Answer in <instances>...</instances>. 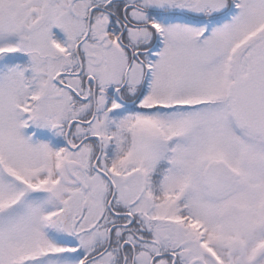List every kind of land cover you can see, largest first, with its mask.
<instances>
[{
    "label": "flooded vegetation",
    "instance_id": "flooded-vegetation-1",
    "mask_svg": "<svg viewBox=\"0 0 264 264\" xmlns=\"http://www.w3.org/2000/svg\"><path fill=\"white\" fill-rule=\"evenodd\" d=\"M221 1L224 6L215 9L211 0H16L15 40L13 45L4 44L0 53L5 88L9 89L10 83L20 99L22 87L25 91L24 102L16 100L12 104L14 113L19 119L22 112L28 117V112L42 101L39 98L45 93H38L36 81L45 74L46 87L56 98L65 100L59 109L75 103L85 119H91L94 109L102 110L110 121L112 118L110 132L116 134L113 143L101 144L92 171L84 160L81 162L86 168L75 170L94 185L99 202L83 198L87 190L69 174L65 181L49 183L52 198L62 204L59 211L52 210L53 222L47 224L53 241L60 229L62 241L88 245L89 254L95 256L94 264H226L233 247L239 250V264H264V207L256 192L253 206L240 202L238 208L233 204L220 214L213 211L209 225L193 199L177 189H168L166 180L181 149L176 144L153 146L144 138H134L135 132L146 131V125L138 128L140 124L134 126V122L150 112L145 98L160 57L197 49L183 47L182 30L195 36L198 25L211 27L224 20L233 40L244 37L237 63L240 60L247 71L261 61L264 26L249 31L245 21L232 20L240 10L239 2L255 0ZM72 81L78 82L83 91L73 90ZM91 123L93 120L87 124ZM257 136L264 140V134ZM102 156L111 170L106 176L94 171L96 163L101 166ZM95 176L110 180L111 194L103 191ZM239 179L225 198L213 196L205 183L204 187L213 199L224 200L235 193ZM70 184L75 187L70 188ZM73 194L79 198L71 204ZM5 210L1 206L0 212ZM216 225L219 229L214 232ZM223 227L231 229L232 238L221 237ZM16 233L13 230L7 239L1 238L0 245L13 243ZM91 233L92 237L83 239ZM10 264L20 263L16 259Z\"/></svg>",
    "mask_w": 264,
    "mask_h": 264
},
{
    "label": "rangeland",
    "instance_id": "rangeland-1",
    "mask_svg": "<svg viewBox=\"0 0 264 264\" xmlns=\"http://www.w3.org/2000/svg\"><path fill=\"white\" fill-rule=\"evenodd\" d=\"M15 2L0 0V51L4 44L13 45L15 40ZM211 2L215 9L224 6L221 0ZM238 6L241 12L236 10L232 20L237 23L245 21L249 31L264 26V0L241 1ZM229 27L236 29L230 24ZM184 32L182 30L183 47L189 45L197 49L160 57L145 98L150 104V112L134 122V126L140 124L138 128L146 125V131L139 129L134 138H144L145 143L153 146L176 144L181 149L166 180L168 189H177L193 199L202 209H199L201 218L210 225L209 215L213 211L220 214L233 204L238 208L240 202L253 206V192L259 195V202L264 207V140L238 126L225 100L229 85L237 75V51L244 37L233 40L224 20L211 27L198 25L195 36ZM243 73L245 69L241 67L240 74ZM3 80L0 75V208H6L0 212V239H7L13 230L17 233L12 235L13 243L0 245V264H10L11 260L14 263L16 259L20 264H94L95 256L89 254L88 245L83 247L67 239L62 241L64 235L60 229L54 239L56 242L49 236L47 224L53 222L51 212L53 209L54 212L59 211L62 204L52 198L50 182L39 181L52 173L58 180L69 179L65 168L68 158L84 160L92 171L89 147L94 142L89 141L78 150H71L66 146V138L74 142L97 135L104 144H109V139L116 140V134L110 132L112 126L111 130L108 127L109 116L94 109L91 119L83 120L75 103L65 104L59 109L65 100L56 98L54 91L52 94L51 88L46 87L45 74H40L36 87L39 94L45 93L39 98L42 101L28 112V117L22 112L19 119L12 104L16 100L23 103L25 91L22 87L20 99V93L10 83L8 86L11 87L5 88ZM71 86L73 90L83 91L76 81H72ZM70 120L77 123L68 137L66 124ZM91 120L93 123L87 124ZM63 121L62 128L53 129ZM211 159L226 161L240 174L235 193L227 199H213L204 187L202 170ZM100 162L106 168L104 158ZM95 178L101 182L103 191L111 194L110 180L101 181L100 176ZM97 180H94L95 184ZM69 187L74 188L75 185L70 184ZM95 191L94 185L90 184L89 191H84L81 196L88 202L97 203L100 197L95 199ZM74 195L69 199L71 204L79 198ZM15 202L17 204L10 207ZM216 223L219 224L218 221ZM218 229L219 225L213 228L214 232ZM223 229L225 237H221L232 238L231 229ZM93 234H86L83 239ZM233 248L230 262L226 264H239V250Z\"/></svg>",
    "mask_w": 264,
    "mask_h": 264
},
{
    "label": "water",
    "instance_id": "water-1",
    "mask_svg": "<svg viewBox=\"0 0 264 264\" xmlns=\"http://www.w3.org/2000/svg\"><path fill=\"white\" fill-rule=\"evenodd\" d=\"M259 70L250 68L248 74L239 76L228 89L229 106L240 123L251 130L264 132V64L258 63ZM67 169L79 182L86 184L74 173L75 168L84 169V165L76 160L66 162ZM205 184L210 193L219 198L230 194L239 173L224 160L209 162L204 172Z\"/></svg>",
    "mask_w": 264,
    "mask_h": 264
},
{
    "label": "trees",
    "instance_id": "trees-1",
    "mask_svg": "<svg viewBox=\"0 0 264 264\" xmlns=\"http://www.w3.org/2000/svg\"><path fill=\"white\" fill-rule=\"evenodd\" d=\"M97 152V150L95 151V153Z\"/></svg>",
    "mask_w": 264,
    "mask_h": 264
}]
</instances>
